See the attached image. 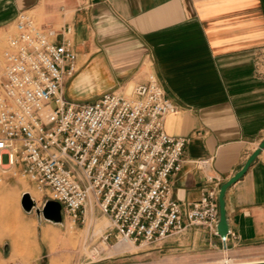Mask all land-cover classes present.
I'll return each instance as SVG.
<instances>
[{
    "label": "crops",
    "instance_id": "obj_1",
    "mask_svg": "<svg viewBox=\"0 0 264 264\" xmlns=\"http://www.w3.org/2000/svg\"><path fill=\"white\" fill-rule=\"evenodd\" d=\"M22 12L44 27L72 29L80 70L65 81L69 102L85 104L156 76L178 108L165 119L166 133L188 139L172 180L184 210L231 179L264 141V0H0V32L14 28ZM205 159L208 167L196 164ZM225 202L227 252L264 245V150ZM172 237L161 248L186 244L212 257L224 249L204 227L187 225ZM22 242L31 264L67 252L65 233H32Z\"/></svg>",
    "mask_w": 264,
    "mask_h": 264
},
{
    "label": "built area",
    "instance_id": "obj_2",
    "mask_svg": "<svg viewBox=\"0 0 264 264\" xmlns=\"http://www.w3.org/2000/svg\"><path fill=\"white\" fill-rule=\"evenodd\" d=\"M14 27L0 73V185L21 174L46 196L42 207L56 201L74 223L98 208L110 226L92 260L121 241L160 249L187 225L208 229L227 251L230 233L217 232L220 185L186 210L174 198L188 139L166 133L178 108L156 76L94 103L69 102L65 81L80 70L72 29L44 27L26 12ZM196 164L206 168L210 159Z\"/></svg>",
    "mask_w": 264,
    "mask_h": 264
},
{
    "label": "rangeland",
    "instance_id": "obj_3",
    "mask_svg": "<svg viewBox=\"0 0 264 264\" xmlns=\"http://www.w3.org/2000/svg\"><path fill=\"white\" fill-rule=\"evenodd\" d=\"M15 32V27L9 31L0 32V73L3 66V53L7 48L9 38ZM134 85L128 86L131 89ZM96 99L80 101L94 103ZM24 193L33 194L39 208L46 196H43L29 180L18 174L16 177H8V180L0 185V237L6 238L7 246L0 248L4 251L5 261L0 264H31L33 254L22 252V242L32 233H65L67 252L65 254H53L49 257L42 255L35 264H216L224 259V250L218 256L212 257L209 251L195 249L193 246L179 245L169 246L164 244L158 249L155 245L146 248L135 247L131 251L116 253L109 248L107 255L92 260V246L99 244L101 236L110 226V221L95 208L93 217L84 222L78 219L76 223L68 215L63 214V223L54 224L38 217L35 211L26 213L21 206ZM102 229L96 230L98 227ZM99 232V233H96ZM174 235L172 238H177ZM171 238V239H172ZM179 242H177L178 244ZM111 244H115L112 241ZM175 244V245H177ZM15 250H19L15 252ZM109 256L110 258L103 259ZM227 257L237 263L264 260V245L257 247L249 253L234 255L227 253ZM100 260V261H99ZM94 261V262H92Z\"/></svg>",
    "mask_w": 264,
    "mask_h": 264
},
{
    "label": "water",
    "instance_id": "obj_4",
    "mask_svg": "<svg viewBox=\"0 0 264 264\" xmlns=\"http://www.w3.org/2000/svg\"><path fill=\"white\" fill-rule=\"evenodd\" d=\"M264 150V141L260 143L259 147L249 156L243 167L228 181L223 183L219 188L218 194V205H219V222L217 225V232L218 235L222 239H226L229 234V227L227 223V216H226V202L225 197L227 191L238 181H240L251 165L256 161L258 156ZM21 206L26 213H32L33 211L36 212L38 217H43L45 220L52 222L54 224H61L63 223V212L62 206L60 203L48 200L44 204L42 208H39L37 203L31 198L29 193H24L21 199ZM242 264V263H238ZM245 264H264L263 263H245Z\"/></svg>",
    "mask_w": 264,
    "mask_h": 264
},
{
    "label": "bare ground",
    "instance_id": "obj_5",
    "mask_svg": "<svg viewBox=\"0 0 264 264\" xmlns=\"http://www.w3.org/2000/svg\"><path fill=\"white\" fill-rule=\"evenodd\" d=\"M30 196L35 202H36V200H38L37 198H35V196H33V194H30ZM102 228L103 227L101 226V227H98L96 230L102 229ZM96 233H99V232H96ZM134 248H135V246L133 244H131L130 242L121 241L118 244H116V246L113 248V252L122 253V252L131 251ZM227 253H228L227 251H224V254H225L224 259L216 262V264H238L234 260L233 261L229 260V258L227 257ZM263 262H264V260H259V261L243 262L242 264H245V263H263Z\"/></svg>",
    "mask_w": 264,
    "mask_h": 264
}]
</instances>
